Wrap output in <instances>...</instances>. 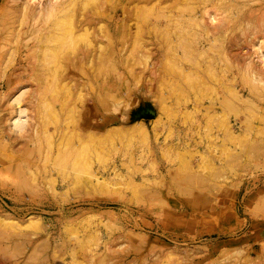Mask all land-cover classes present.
I'll return each mask as SVG.
<instances>
[{"label": "rangeland", "instance_id": "1", "mask_svg": "<svg viewBox=\"0 0 264 264\" xmlns=\"http://www.w3.org/2000/svg\"><path fill=\"white\" fill-rule=\"evenodd\" d=\"M146 36L151 43V34ZM8 38L0 39V81L17 47ZM150 48L157 53L154 45ZM157 59L150 57L148 64ZM81 71L78 78H88L83 74L87 69ZM105 71L97 78L110 79L109 85L74 82L42 88L33 110L26 104L36 86L29 83L14 89L13 98L0 96V157L8 158L5 175H0V264H264V109L237 103L224 114L219 110V118L205 120L206 107L198 116L191 105L190 113L181 115L177 106L164 109L158 75L149 77L152 94L145 101L138 81ZM114 103L129 108L127 120L110 114ZM11 106L26 108L24 124L37 117L42 144L30 149L24 134L16 136L21 126H16V112L5 124V109ZM189 115L204 126L222 127L226 117L240 118L243 128L234 136L189 133L186 126L195 120ZM88 122L96 126L94 144ZM6 135H13V141ZM85 143L94 145L93 156L90 148L88 154L83 149ZM76 145L83 153L75 148L71 158L68 151ZM77 150L87 154L81 162L88 165L80 166ZM57 152L62 153L59 161ZM79 169L77 184L52 191L49 171L59 177ZM89 173L101 177L97 186L88 187Z\"/></svg>", "mask_w": 264, "mask_h": 264}, {"label": "bare ground", "instance_id": "2", "mask_svg": "<svg viewBox=\"0 0 264 264\" xmlns=\"http://www.w3.org/2000/svg\"><path fill=\"white\" fill-rule=\"evenodd\" d=\"M112 1L108 3L107 0H3L0 7V14L2 13L0 39L2 36L7 39L8 36H12L11 43H16L17 47L10 55L12 66L3 74L4 78L0 81V96L10 94L13 98L14 89L25 87L23 85L29 83L33 87L36 86L34 93L29 97L31 102L26 104L27 109L29 107L33 110L34 101L42 88L52 85L64 88L74 82L77 85L90 82L95 86L110 84L112 83L110 79L97 78V74L102 70L108 72L113 70L119 76L127 74L130 82L138 81L137 84H141L142 87L141 98L145 101L149 99L147 95L152 94L150 88L153 80L149 77L158 75L161 82L159 98L164 109L177 106V113L181 115L190 113L188 111H191L189 109L191 105H194L192 112L198 116L203 113L201 107H206V112L202 114L205 120L219 118L225 113L226 108L237 103L244 107L256 106V109H264V0ZM148 33L152 36L151 43L146 39ZM151 45L155 46L157 53L151 50ZM248 48L249 50L242 52ZM32 49L36 50L31 51ZM8 52L10 53V50ZM154 55H157L158 59L148 64L150 57ZM136 66L140 68L137 69ZM55 68L58 74H53ZM84 69L87 71H83V74L88 75V78L81 76L78 78L79 71ZM94 102L96 103L95 99ZM22 108L13 106L11 109H5L9 117H4V121L6 124L10 118L13 120L16 112V116H19L15 120L16 126L21 124L16 136L24 134V137L30 140L31 149L40 142L38 134L40 130L42 131V125L37 117H33L34 122L22 123L27 111L26 108ZM186 118L191 119L192 116ZM193 119L195 118L191 120ZM226 119V125L222 127L209 124L204 126L199 119H195L191 125L186 126V132L225 133L234 136L237 130L243 128L239 125L240 118ZM242 123L243 121L240 124ZM87 126L88 129H93V132H89V138L92 137L94 144L95 123L88 122ZM0 129L4 130V125H0ZM6 137L9 141L14 139L13 135ZM52 141L53 139L50 143ZM85 144L83 149L86 148L88 154L90 145L86 144L87 147H84ZM8 145L6 148L3 146L4 149H7ZM77 145L72 147L74 148L72 151H68L71 158L75 148L83 153L82 144L81 147ZM40 146L38 153L42 149ZM52 147L48 149L52 150ZM67 149L63 150L66 152ZM90 149L93 156L94 145ZM57 151L62 152L61 149ZM79 151L77 150V153ZM80 152L77 155L80 159L77 156L76 159L81 162L88 157L84 154L85 158L81 159L84 155ZM30 154L32 155L31 152ZM57 154L59 161V154L62 153ZM45 155L46 159L47 152ZM57 156L52 165L57 162ZM31 157L29 156L30 159ZM61 162L63 161H60V164ZM84 162L89 164L87 160ZM84 162H81V167ZM7 164L8 158L0 157V175H5ZM76 164L74 163L72 167ZM92 168L91 172L95 170L94 166ZM51 170L54 171V168ZM53 171H49L51 181L49 186L54 193L60 188L77 184V180L80 179L77 177L80 176V169L77 171L78 174H65L59 177L55 176ZM89 176L88 187L90 184L97 186L100 183L101 177L98 174L89 173ZM10 236L13 235H9L8 238ZM20 238L18 234V239Z\"/></svg>", "mask_w": 264, "mask_h": 264}, {"label": "clouds", "instance_id": "3", "mask_svg": "<svg viewBox=\"0 0 264 264\" xmlns=\"http://www.w3.org/2000/svg\"><path fill=\"white\" fill-rule=\"evenodd\" d=\"M128 110L129 108L122 103H114L111 107V114L119 116L121 120H127Z\"/></svg>", "mask_w": 264, "mask_h": 264}]
</instances>
